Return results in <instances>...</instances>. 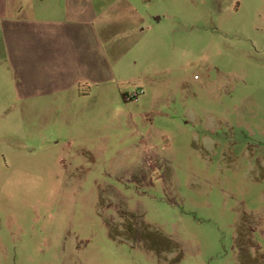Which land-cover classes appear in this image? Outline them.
Returning a JSON list of instances; mask_svg holds the SVG:
<instances>
[{"label": "rangeland", "instance_id": "374dc122", "mask_svg": "<svg viewBox=\"0 0 264 264\" xmlns=\"http://www.w3.org/2000/svg\"><path fill=\"white\" fill-rule=\"evenodd\" d=\"M170 3L112 41L137 102L40 135L0 105V264H264V0Z\"/></svg>", "mask_w": 264, "mask_h": 264}, {"label": "crops", "instance_id": "0c3cea01", "mask_svg": "<svg viewBox=\"0 0 264 264\" xmlns=\"http://www.w3.org/2000/svg\"><path fill=\"white\" fill-rule=\"evenodd\" d=\"M166 1L175 8V0ZM140 3L0 0V105L6 118L25 120L40 135L48 124L82 120L88 104L99 105L101 113L110 102H126L121 82L128 45L112 47V41H129L132 51L138 46L133 35L140 42L153 29L152 13ZM167 18L183 22L176 13Z\"/></svg>", "mask_w": 264, "mask_h": 264}, {"label": "built area", "instance_id": "2783aa9c", "mask_svg": "<svg viewBox=\"0 0 264 264\" xmlns=\"http://www.w3.org/2000/svg\"><path fill=\"white\" fill-rule=\"evenodd\" d=\"M143 93H144V91L141 90L140 92H134L132 94H128L126 96V100L127 101H135V102H137L139 100L140 95L143 94Z\"/></svg>", "mask_w": 264, "mask_h": 264}]
</instances>
